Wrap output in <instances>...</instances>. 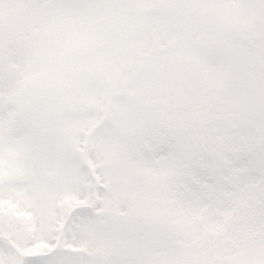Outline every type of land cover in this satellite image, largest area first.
Returning <instances> with one entry per match:
<instances>
[{
	"label": "snow or ice",
	"instance_id": "snow-or-ice-1",
	"mask_svg": "<svg viewBox=\"0 0 264 264\" xmlns=\"http://www.w3.org/2000/svg\"><path fill=\"white\" fill-rule=\"evenodd\" d=\"M0 264H264V0H0Z\"/></svg>",
	"mask_w": 264,
	"mask_h": 264
}]
</instances>
